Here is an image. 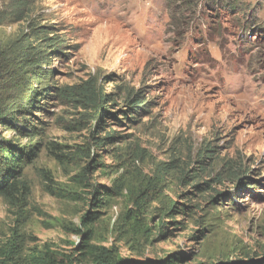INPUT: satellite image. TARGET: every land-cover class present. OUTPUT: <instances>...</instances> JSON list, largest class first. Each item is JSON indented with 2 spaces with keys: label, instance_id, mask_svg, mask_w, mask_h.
<instances>
[{
  "label": "rangeland",
  "instance_id": "1",
  "mask_svg": "<svg viewBox=\"0 0 264 264\" xmlns=\"http://www.w3.org/2000/svg\"><path fill=\"white\" fill-rule=\"evenodd\" d=\"M32 8L65 40L51 85L94 77L113 98L100 111L117 119L99 126L98 111L47 97L35 113L44 135L0 126L1 139L40 148L25 169L28 205L0 198V248H21L12 263L42 254L91 264L86 243L141 264L264 258V0H33ZM26 27L4 15L0 38ZM129 93L148 100L145 115L124 119ZM232 163L253 178L245 186L230 178ZM157 173V198L137 212L135 197Z\"/></svg>",
  "mask_w": 264,
  "mask_h": 264
},
{
  "label": "trees",
  "instance_id": "2",
  "mask_svg": "<svg viewBox=\"0 0 264 264\" xmlns=\"http://www.w3.org/2000/svg\"><path fill=\"white\" fill-rule=\"evenodd\" d=\"M5 1H9V3L6 10L0 11V18H4L6 15L10 16L14 22L26 21L27 27L16 38H10L5 42L0 38V91L2 93L0 95V126L14 128L22 138L33 139L44 135L45 128L41 126V121H36L35 113L41 112V107L46 105L42 100L47 97H58L84 110L98 111L99 126L105 122V118L117 119L116 112L107 108L100 111L101 105L103 103L107 106L111 105L109 103L113 98L104 93L94 77L72 86L51 85L50 80L54 74V70L50 66L51 61L63 53L62 48L65 46V40L58 38L54 26L41 24L32 16L33 0H0V3ZM35 82L39 84L34 86ZM51 92L55 93L51 94ZM142 99L144 96H139V93L128 94L126 98L128 110L123 112L124 119L135 118L130 114L143 116L148 112L149 102ZM117 138L111 136L106 139ZM39 149V145L28 148L21 147L18 141L0 138V198H3L8 205L12 207L28 205L31 184L26 177L25 169L33 159L38 157ZM232 164L227 171L232 172L230 178L236 179L234 181H238L239 185L245 186L247 181L253 179L245 174L247 171L241 164ZM165 171L164 166H161V188L164 183ZM159 177L158 173L152 177L146 185L147 188L141 190L135 197L137 212L141 209L144 214L143 210L147 203L149 204L157 198L153 195L156 186L160 183ZM98 192L99 189L94 191L93 205L96 207L105 203L102 198L98 197ZM105 194L106 197L103 199L107 200L110 191ZM219 197L221 194L213 197V201ZM174 207L176 208V206ZM175 208L170 209L171 215L176 211ZM97 214L98 212H95L93 215L83 216V223L91 224L97 219ZM82 233L87 236L91 234V230L88 229ZM19 245L20 243L13 241L2 246L0 248V264H13L12 262L21 255ZM85 248H87V255L92 258L91 264H141L135 261H125L110 252L105 246L86 243ZM71 258L72 256H68L69 264H74L71 262ZM177 260V258L168 259L165 264H176ZM32 262L34 264H59L56 259L42 256V254H34ZM247 264H264V258L250 260Z\"/></svg>",
  "mask_w": 264,
  "mask_h": 264
}]
</instances>
